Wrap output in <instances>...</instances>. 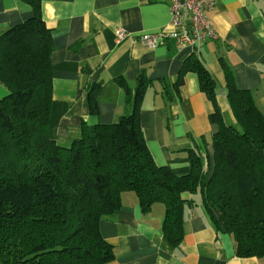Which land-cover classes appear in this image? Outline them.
Listing matches in <instances>:
<instances>
[{"label": "trees", "instance_id": "1", "mask_svg": "<svg viewBox=\"0 0 264 264\" xmlns=\"http://www.w3.org/2000/svg\"><path fill=\"white\" fill-rule=\"evenodd\" d=\"M32 14L0 33V264H105L114 247L103 238L100 220L122 206L132 192L141 210L163 206L162 232L174 247L183 238L184 210L193 196L216 228L229 233L240 257L264 259V113L252 92L236 86L221 60L226 120L216 81L196 57L183 62L175 80H163L174 100L187 72H195L218 129L186 148L190 169L174 173L150 152L140 122L151 80L141 75L132 89L123 76L130 111L111 123L81 122L63 145L48 136L52 101V29L40 0H27ZM102 82L88 89L90 114L99 113ZM211 143L212 151L207 146ZM189 193L190 197L185 194Z\"/></svg>", "mask_w": 264, "mask_h": 264}, {"label": "crops", "instance_id": "2", "mask_svg": "<svg viewBox=\"0 0 264 264\" xmlns=\"http://www.w3.org/2000/svg\"><path fill=\"white\" fill-rule=\"evenodd\" d=\"M171 0H40L42 18L52 29V101L48 136L68 145L78 135L81 122L111 123L130 107L124 90L114 81L123 76L133 89L141 75L151 80L144 95L140 122L147 146L159 165L186 173L190 160L186 148L194 140L218 129L211 123L210 103L199 89L195 72H187L178 96L168 102L163 80H175L183 62L196 57L216 81V97L224 118L232 115L225 99L223 60L236 86L252 92L264 113V0H222L207 10L216 38H207L194 50L178 45L173 37L149 47L138 38L143 32H170ZM32 14L27 0H0V33ZM130 34L115 42V31ZM93 82H102L99 113L90 114L87 93ZM6 89L0 84V96ZM212 151L211 143L207 146ZM123 196V195H122ZM190 197L189 193L185 194ZM184 210L183 238L171 245L162 232L163 206L143 212L135 196L100 220V232L114 247L105 264H264L263 258L240 257L232 236L210 221L193 196Z\"/></svg>", "mask_w": 264, "mask_h": 264}, {"label": "built area", "instance_id": "3", "mask_svg": "<svg viewBox=\"0 0 264 264\" xmlns=\"http://www.w3.org/2000/svg\"><path fill=\"white\" fill-rule=\"evenodd\" d=\"M219 1L222 0H171L167 25L172 30L143 32L138 38L149 47H155L171 36L179 46L189 45L196 50L207 38H216V32L206 12ZM131 35L119 28L115 31V42L119 43Z\"/></svg>", "mask_w": 264, "mask_h": 264}, {"label": "rangeland", "instance_id": "4", "mask_svg": "<svg viewBox=\"0 0 264 264\" xmlns=\"http://www.w3.org/2000/svg\"><path fill=\"white\" fill-rule=\"evenodd\" d=\"M4 95H5V94H4ZM2 96H3V95H2ZM47 133H48V128H47ZM128 194L131 195V196H135L132 192H127V193H124V194H123V196H122L123 199H124L125 196H127ZM155 205L162 206L161 203H156Z\"/></svg>", "mask_w": 264, "mask_h": 264}]
</instances>
